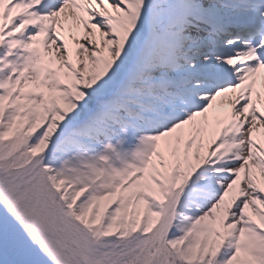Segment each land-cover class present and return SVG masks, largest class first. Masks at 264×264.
<instances>
[{
  "label": "snow or ice",
  "instance_id": "obj_1",
  "mask_svg": "<svg viewBox=\"0 0 264 264\" xmlns=\"http://www.w3.org/2000/svg\"><path fill=\"white\" fill-rule=\"evenodd\" d=\"M0 264H264V0H0Z\"/></svg>",
  "mask_w": 264,
  "mask_h": 264
}]
</instances>
